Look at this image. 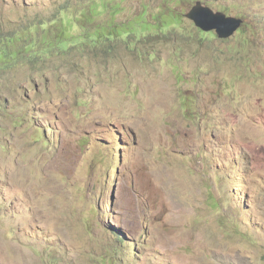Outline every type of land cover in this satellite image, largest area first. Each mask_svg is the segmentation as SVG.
Listing matches in <instances>:
<instances>
[{"label": "rangeland", "instance_id": "374dc122", "mask_svg": "<svg viewBox=\"0 0 264 264\" xmlns=\"http://www.w3.org/2000/svg\"><path fill=\"white\" fill-rule=\"evenodd\" d=\"M197 2L241 29L200 38ZM120 4L184 26L0 70V264H264V0ZM65 5L0 0V31Z\"/></svg>", "mask_w": 264, "mask_h": 264}, {"label": "trees", "instance_id": "16d2710c", "mask_svg": "<svg viewBox=\"0 0 264 264\" xmlns=\"http://www.w3.org/2000/svg\"><path fill=\"white\" fill-rule=\"evenodd\" d=\"M120 2L122 0H66V5L48 19H35L32 24L15 28L9 33L0 31V70L4 72L12 65L22 63L38 67L39 62L50 59L54 51L59 50L62 53L81 37L85 40L97 39V44L110 45L106 49L109 54L112 52L109 48L117 41L121 44H131L144 38H154L151 34L154 27L171 29L184 26L183 13L172 11L168 14L166 10L156 16L148 14L149 10H145L137 20L113 24V17L114 21H117V17L124 10H121ZM174 2L177 4L178 1ZM170 4L174 5L171 1ZM192 4V1L188 3L190 6ZM105 16H112L110 25L96 26L98 19ZM149 17H153L154 22H149ZM76 26L84 30L86 27L91 28H87L88 31L82 36L73 33ZM197 32L201 34L200 38L205 36L214 39L215 36L200 30ZM119 241L122 243L121 239Z\"/></svg>", "mask_w": 264, "mask_h": 264}, {"label": "water", "instance_id": "95a60500", "mask_svg": "<svg viewBox=\"0 0 264 264\" xmlns=\"http://www.w3.org/2000/svg\"><path fill=\"white\" fill-rule=\"evenodd\" d=\"M185 17L195 22V26L204 33L215 32L220 40L232 38L243 25L242 19L228 16L224 12H215L202 2H197Z\"/></svg>", "mask_w": 264, "mask_h": 264}, {"label": "clouds", "instance_id": "9594fccd", "mask_svg": "<svg viewBox=\"0 0 264 264\" xmlns=\"http://www.w3.org/2000/svg\"><path fill=\"white\" fill-rule=\"evenodd\" d=\"M194 23H195V22H194ZM195 25H196V23H195ZM202 32H203V31H202ZM211 33H215V32H211ZM237 33H238V32H237ZM237 33H236V34H237ZM216 35H217V34H216Z\"/></svg>", "mask_w": 264, "mask_h": 264}, {"label": "bare ground", "instance_id": "6f19581e", "mask_svg": "<svg viewBox=\"0 0 264 264\" xmlns=\"http://www.w3.org/2000/svg\"><path fill=\"white\" fill-rule=\"evenodd\" d=\"M201 32V31H200ZM204 33V32H203Z\"/></svg>", "mask_w": 264, "mask_h": 264}]
</instances>
